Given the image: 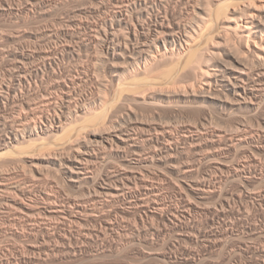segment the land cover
<instances>
[{"label":"bare ground","instance_id":"1","mask_svg":"<svg viewBox=\"0 0 264 264\" xmlns=\"http://www.w3.org/2000/svg\"><path fill=\"white\" fill-rule=\"evenodd\" d=\"M49 1L50 2L45 6V7L49 8V9H47L48 13L51 9L59 8V7L63 6L65 3V2L63 3L61 0H53V1L49 0ZM91 1H93V0H91ZM101 1H103V3L101 2L102 5L99 6L98 8H94V7H97L96 6L97 4L93 5V8H90L88 10L86 9V7L84 8L86 10L85 11L83 10L82 14H85L84 16L86 17L87 20H88V17L90 15H99L100 18H96L98 20L97 21L93 20L92 22L89 20L88 21L86 20L87 21L86 22L85 18H83L84 22L80 21V28H79L80 30L79 29L78 30L83 31L85 34L82 33L84 35L83 37L81 35H80V37L78 36L80 39L79 42L77 41L76 45L75 44L72 45V41L74 39L76 41V38H74L75 37L74 33L73 34L69 33V35L72 37V39L74 38L73 40H71V44L70 45L65 44V45H69L66 47L64 46L65 48H63L61 46L63 49L62 48L60 49L59 48L60 46L55 48V49L53 48L52 49L53 52L47 51L50 53L45 54L44 58H45L46 64H45V62H43L44 61L43 58H42L43 60L41 59L42 60L41 62H43V64H45L44 66L47 67V65H48L49 68H53L54 66L59 65L57 63L58 60H56V58H54L57 55L62 54L63 56H67L66 53H68V54H71L73 56H75V54L81 56L82 54H80V53L83 50L88 49V51H89V49H92V51L95 50L96 53H94L95 55H93L91 52V56L92 57L95 56V60L98 59V61L102 62V65L104 63L105 66L107 65L113 70L115 68H117L118 65L120 67L119 62H121V61H122L121 65H123V64L127 65L128 64V66L132 67L134 71L129 70V68L127 66L123 65L124 67H127L126 69L124 68L125 69L124 72H126V73L128 72L129 76H127L128 78L125 77L126 78V79L124 78L125 80L122 78L124 80V82L121 81L122 82L121 87H119L117 94L115 92L116 95H114L115 96L114 100H113L114 102L112 101L114 104L116 101L115 106L113 103H109V100H107V99H104L103 102L99 101V102H101L100 107L97 105L98 103H96V102L92 103L89 100H85V101L82 100L83 102H79L78 99H80L81 95L79 93H76L75 87H76V85H79V84H80L79 86H82L84 83H82V85H81V82H84V79H81V77L78 78L79 76L78 77L70 76L69 74L66 76L65 73H64V75H65L64 77H60L62 79V81L57 82V84L55 86L53 85L54 87L52 89V91H54V89H55L57 91H60L61 93H58V92L53 93L52 91H51L52 93H49V92L43 93L45 90L41 93H35V92L31 93V88H32V90H34L32 87L33 85H29V86L25 85V84H29L31 81L27 77L29 75L26 73V70L23 71L22 69H20V70L23 71L24 75L21 74V76H20V74H18L17 76H20L19 83L21 85H23V84L25 85V86L24 85L22 86L24 88L21 87L22 88L21 90L22 91H23V89H25V90L21 93H16V92L10 93L9 91H8V93H6V91H5V93H0V103L4 104V107L0 106V116L3 113L2 109L7 108L5 105L11 106V105H14L13 103H16V102H20V105H19V103H18V105L15 104V107L16 106L20 107L22 105L21 107H24L23 111L26 108L29 110L28 114L24 111L26 116L23 115L24 117L22 116L19 120H18V118L16 119V121L18 120L17 121L18 126H16V128L14 127V125L17 123H15L13 125V122H12V125H10L9 123L11 121L9 122L6 118L5 119L9 123L5 122L4 124H1V122H0V124H1V126H0V151L7 150L3 153H0V157L5 156V155L8 157L9 154H12V152H11L12 149H19L21 151V154H23V156L20 155L21 157H19V158H15V159L12 158L13 160L11 161V163H13V164L17 161H23L24 163H27L28 160L26 158L33 157L32 155H34V154H32L28 151L32 142L47 140L48 138L52 139V137H55L60 133H63V136H66L67 131H69L68 125L72 121L83 120L82 124L84 123L83 125L80 124V125H82V126H80L82 128L78 134H76L75 132L72 131L73 133H71V136H69V137L67 136L65 138V143L63 142L64 144L61 147L49 148L46 145V146L41 147V150L47 151V150L55 149L56 154L59 157L58 167H59L60 172L62 173V177L64 179L65 184H66V182H68L70 184L72 183V184L79 185V186H82V185L87 186L86 184L92 183L94 195L91 194L92 195L91 199L94 202L93 205H87L88 203H86L84 201L83 202H81V201L77 202V200L74 201L72 199H67L64 202L60 201L61 203L58 202V204H57L54 201L55 199L53 200V198L51 196H49V197H47V199L45 201L47 207H41L40 205H42V204L40 202H38V200H36L37 198L35 200H33L34 198L32 199L31 195H30L31 199L26 200L27 194H29V193H27V192L25 193V191H23V190L19 191L16 187H14L15 189L8 188V187H6L7 184L5 185V183L4 184L0 183V192L4 193V195H1V193H0V196H1L0 201H2L7 207H9L8 209L15 210V212H17L18 215L20 214L22 216H27L29 219V217L32 218L34 215H36L37 212H38L37 214H39L40 212H43L45 216L49 217V220H51L50 217L51 218H58V219L60 218L59 220L62 219L61 222L58 221V223L60 222L59 224L54 225L52 228H49L50 226L48 228H44L46 230L45 236H44V239L47 238V239H45L46 243H47V241L51 240L52 238L53 239L58 238L59 240L63 241L64 243L66 241L72 243V242H77L80 240L85 241L88 239H92V237L95 236L96 234H99V235L102 234V235L106 236L108 233L110 234L111 232L114 233L116 231L115 233H117L120 230L119 229L117 231V229L119 228L120 222H118L117 220H114L113 216H114V214H123L124 215L128 211H127V209H125L126 207L125 208L119 207V208H115L114 210H111L110 207H113L116 203H122V204L129 205L130 209L132 208L135 211V214L139 218L138 220L140 222H142V225H143V223H145V220L148 221V219L149 220L150 219H153V220L158 219L159 221H162L165 223L164 226L172 225L175 227H179L181 230H184V229H190V231L194 230L198 226L196 227L195 225H192V226L191 225H179V224H177L176 221L178 219H180L181 217L188 219L191 216V213H192L191 211H193L196 206L194 207V205L191 203V201L185 202L188 199L184 201L185 202L184 203L185 204L184 210H182L183 208L180 210V209H177V207L175 208L172 205H168V203H166L168 201L165 202V201H163L164 199H162L161 193L162 194H164V193L163 192L160 193V187L161 186L156 184L155 182H157L159 179H160V181L161 180L165 181V178H168V177L171 178L172 177L171 180H174V181L173 182L170 181V184H172V186L177 188L179 191H181V192L183 191L182 193L185 192V194L188 193L190 195H193L194 197H198L200 199H206L207 194L211 192V189L215 188L216 184L219 185V183H218L219 177H218V181H213L214 180L213 178H212L213 180L210 178H209L210 180L209 179L205 180V178H203L204 180L203 179L198 180L197 178L200 175H197V173H196L197 178H195V172H196L194 169L195 167L193 165H191V163H190L193 159L191 161H189L190 160L189 158H191L193 156V154L190 156L191 153H194V155H198L200 152H203V150L205 151V149H206V151H207V149H209L208 151H210V152H209V154L206 153V154H208L206 156L208 158H212V160H215V169L220 170L222 173H227L228 177H230L229 179L237 178L236 180H239V181H245L250 176H252L253 174L258 173L257 171H258V168H260V167L257 165L258 164L257 161L255 159H252V157L250 156L251 157L250 161L248 158L249 162L248 163L246 162L247 163L246 165L242 164V163H235L236 164L235 166H232L231 164L228 165V163H227L228 161L226 160L225 155H224L225 153H223V151L224 150H228V152H230L232 150L236 151L237 146L239 147L242 145H250L252 147V152H254L255 154H258V153L260 154L261 152L264 153V135L262 134L263 137L258 136L259 138L254 136V135H249V133H247L249 131V129L246 132L242 129L239 130L240 129L239 128L238 129L239 133H238V136L236 138H234V136L232 135L233 138L230 136L231 138L221 137L219 139H215L214 134H211V133L207 134L205 132L203 133V132H198V131L196 133H192V132H190L191 129L187 130V127H186V129L184 128L182 130H176L177 128L174 129V127L172 128V126L168 127V125L164 126L163 124H160V123H147V122H142V121L140 122L139 119H137V116H138V113L140 114L141 110H143L144 107L141 109H136V108H140L141 106H146V107L151 106V108L153 110L156 109L154 111H157V110L158 111L163 110V112L169 111L171 115H175L176 113L178 114L179 112L182 113V111H185L186 109L191 110L192 108H194V106H195L194 103L189 104L188 102L187 103L183 102V104H181V102L178 103L176 101L177 104H174V102L171 103V101L167 102L166 101L167 99L166 100L161 99L160 101L151 102V101H149L148 98H146L147 94L146 95L144 94L146 92L145 89L148 86V85H144L145 81L150 80V81H148L149 83H151V81H152L153 84H157L162 79H164V77H166V76L168 77V75L170 77L171 75H173L172 73L180 70L182 73L184 72L183 74L186 75L187 80H190L191 82H193L191 87H189L192 90L186 91L184 89L185 92H183V90H182V92H180L178 90V91H174L173 93H172V91H171V93H167L165 91L167 94H165V92L162 90L164 93L163 92L160 93L157 91L156 96H160V97L162 96V97H165L168 99L170 97H174V98L187 97V98H192L191 101H193V99L197 100V101L199 99H202L206 102L219 101L222 103V105L230 104L231 106H235V105L240 106V107L245 106V107H248V109H252L254 111L256 110V112L262 110L263 113L261 112V114L263 115L264 114V0H175V1H177L176 3H173L174 0H101ZM106 1H108V3ZM27 2H31V4H34L35 6L40 4L39 0H28ZM22 4H23V2H22ZM44 4H46V3H44ZM81 5H82V2H81ZM79 7H77V8H79ZM80 8H79V10H80ZM42 9H43V7H42ZM69 9H71V8H69ZM41 12L42 11H40V13ZM67 14H69V13H67ZM82 14H80V15H82ZM58 15H60V14H58ZM66 17L63 16V18H66ZM77 17H75V18H77ZM92 17H94V16H92ZM59 18L61 19V16ZM79 18H81V17H79ZM15 19H16V17H15ZM77 19H75V20H77ZM90 19H93V18L90 17ZM30 20H32V18ZM72 20L73 19H71V21ZM66 22H67V20H66ZM81 22H83V23H81ZM186 22H188V23H186ZM58 25H60V24H58ZM71 27L72 26H70V28ZM66 29H68V28H66ZM39 31H41V30H39ZM18 36H19V34H18ZM76 36H77V33H76ZM71 37H69V38H71ZM49 38H51V37H49ZM55 38H57V37H55ZM75 41H73V42H75ZM68 43H70V42H68ZM32 44H34V42ZM45 47H47V46H45ZM30 48H31V46H30ZM37 49H38V47H37ZM37 49L35 51H37ZM80 50H82V51H80ZM84 53H83V56H84ZM86 54L85 55L87 57H89L88 55L90 53L88 54L86 52ZM32 55H29V53L22 52L20 54L22 62H25L26 60H30L31 58H34L35 55L34 56H32ZM42 55H43V52H42ZM42 55H36V56H39V58H40V56H42ZM96 55L98 58H96ZM73 56H71V57H73ZM83 56H81V57H83ZM87 57H85V58H87ZM57 58L60 60L59 56ZM70 59H72V58H70ZM34 60H32V61L34 62ZM83 60H85V59H83ZM88 60H90V57ZM0 63H2V62H0ZM34 66H36V65H34ZM38 66L39 67H36L33 70V74L35 76H39L40 73L44 72L42 70H44L45 67L41 68L40 65H38ZM94 66H96V65H94ZM16 67H14V68H16ZM69 69H68V71H71ZM87 69H89V68L86 67V70ZM50 70L53 71L52 69H50ZM122 70H123V68H122ZM51 71L49 74H51ZM55 71H57V70H55ZM88 71H86V74ZM96 71H94V72H96ZM156 71H160L158 73L160 75V78L155 73ZM13 72H14V70H13ZM27 72L30 74L29 71H27ZM58 73L60 74L61 72H58ZM182 73H180V74H182ZM8 74H10V73H8ZM52 74H54V73L52 72ZM32 75H31V78L29 77L30 79H33L34 76H32ZM56 75H58V74H56ZM62 75H63V73H62ZM72 75H73V73H72ZM122 76H123V74H122ZM178 76H180V75H178ZM120 77L121 76L118 75V78H120ZM140 77L142 78V80L144 78L145 79L147 78V79L143 80L144 82L142 81V83H141ZM161 77H162V79H161ZM51 79H52V77H51ZM156 79H158L159 81H157ZM181 79H183V78H180V80ZM178 80H179V77H178ZM28 81H30V82H28ZM53 81H55V80H53ZM103 81H104V79H103ZM175 81L177 82V79ZM32 82H31V84H33ZM37 82H38V80H37ZM114 82L111 81L110 84L112 85V83H114ZM201 82H202V85L200 86ZM141 84H143L144 86L142 87ZM171 84H173V83H171ZM114 85H116V84H114ZM118 85H120V84H118ZM150 85H152V84H150ZM7 87H8V85H7ZM13 87H16V86H13ZM113 87L111 86V89ZM39 88L41 89V87H39ZM111 89H109V91L107 92V95H109V92H111ZM35 90H36V88H35ZM143 90H144V92H143ZM37 91L40 92L39 89ZM113 92H114V90H113ZM154 92H156V91H154ZM168 92H170V91H168ZM153 94H151V97H153L155 95V94L154 95ZM78 95H80V97H78ZM39 96H41V98L43 97V99H44L43 104L41 105L42 107L39 106L42 102L40 100V98H39V100L34 101V102L40 101L39 102L40 104H38V105H36V104L34 105V103L32 104V102H31L32 97L33 98L35 97V99H36ZM110 96H111V94H110ZM160 97H159V99H160ZM110 98L111 97H109V99ZM85 99H87V98H85ZM194 102L197 103L196 101H194ZM107 104H113L111 107V110L114 108L115 109L112 110V112L107 113V110H108V109L106 110V108L108 107ZM201 104H203V103H201ZM0 105H2V104H0ZM93 105L95 106V109H94L95 112L94 111L91 112V110H93V109H91ZM132 105H134V107ZM96 106H98V108ZM113 106H114V108H113ZM204 106H205V104L202 107H204ZM208 106H210V105H208ZM148 108L149 107H147L146 109L148 111H150L149 109H151V108H149V109ZM208 108H210V107H208ZM7 109H9V108H7ZM7 109H4V111ZM45 109L48 112H54L55 115H53V116L50 115L49 117H47V114L45 113ZM138 110H140V112H138ZM144 110H145V108H144ZM144 110H143V112H144ZM58 111L60 112V114ZM193 111L194 110H192V112ZM195 111H196V109H195ZM204 111H205V114L203 113ZM145 113H146V111H145ZM202 113L207 118V114L209 112L206 113V108L202 111ZM148 114H149V112H148ZM183 114H186V113H183ZM4 115H5V113H4ZM196 115H199V114H196ZM143 116H146V115H143ZM157 116H155V117L157 119H159ZM258 116H260V114ZM2 117H3V115H2ZM189 117H191V116H189ZM194 117H196L195 114H194ZM205 117H203V119ZM212 117H214V116L212 115ZM160 118H162V116ZM171 118H169V119L171 120ZM38 119H40V120H38ZM73 119H75V120H73ZM126 119H129V120L126 121ZM209 119L207 121H209ZM161 120H163V119H161ZM191 120L193 121V119H191ZM204 120H206V119H204ZM226 120H227V118H226ZM232 120H229V121H232ZM251 120H252V117H251ZM3 121H5V120H2V123H3ZM37 121L38 122L41 121L43 124H41V126H40V125H38ZM173 121L174 120H172V122H170V123L172 124ZM234 121H238V120H234ZM258 121H260V120H258ZM263 121H264V117H263ZM251 122L253 123V121H251ZM167 123H169V122H167ZM258 123H261V122H258ZM178 124H176V125L178 126ZM208 124H210V123H208ZM232 124H231V126H232ZM241 124H243V123H241ZM258 125H260V124H258ZM199 126L200 125H198V127ZM207 126H209V125H207ZM234 127H235V125H234ZM236 127H238V126L236 125ZM84 129L86 130V132H84ZM82 130H83L85 135L83 134V132L81 133ZM226 130H227V128H226ZM261 130H263V129H261ZM74 133H75V135H74L75 138H74V136H72V134H74ZM82 134L84 136H82ZM226 134H228V133H226ZM234 135H235V133H234ZM71 137L73 138V140L71 142H68L66 139L71 138ZM257 140L261 141V143H260V145L262 144L261 146L255 145ZM22 145H29V146L19 148V146H22ZM258 145H259V142H258ZM46 151H45V153H46ZM240 154H242V153L240 152ZM255 154H253V155L256 156ZM38 155H41V154H38ZM204 155H205V153H204ZM9 156H10V158L12 157L11 155H9ZM114 156H116L119 159L121 165L118 161H116V162L119 163L120 167L122 166L121 167L122 169L119 167L115 171H112L109 169V171H111L110 173H108L109 171L106 169L107 172H105V173L107 175L103 176L102 179L99 178L97 176L98 174H96L98 171L97 169H98L99 162L102 159H105L107 157H114ZM52 157H53V155H52ZM228 158H230V157H228ZM260 158L258 157V160ZM31 159L34 160L35 158H31ZM199 159L200 158H198V160ZM3 160H5V159H3ZM33 160H30V162H31L30 166L32 167V169H34L33 172H35V174L36 173L38 174L41 171L37 167L38 165ZM195 161H197V160L195 159L193 164L195 163ZM103 162H104V160H103ZM103 162L101 161V163H103ZM112 162H109V164ZM115 164L116 163H114V165ZM260 164H261V162H260ZM104 166L107 167L108 165H104ZM115 166H117V164ZM262 166H264V165H262ZM154 169H156V170L159 169V171H161V172L158 173L156 170L154 171ZM106 170L104 169V171H106ZM6 173H8V172H6ZM222 173H221V175H222ZM8 174H10V173H8ZM103 175H104V172H103ZM167 175H169V176L167 177ZM155 176L158 178V180L155 179ZM226 180H228V179H226ZM254 180H256V179H254ZM256 181H258V180H256ZM61 182L64 183L62 181V179H61ZM167 182H169V180H167ZM162 183H165V182H162ZM162 183H159V184H162ZM246 185H247V183H246ZM90 187L92 188V186H90ZM219 187H222V186H219ZM235 188H236V186H235ZM243 191H244V189H243ZM88 192L90 193V192H92V190L88 191ZM166 192H167V190H166ZM212 194H214V192ZM190 195H188L187 197H191ZM180 196H181V194H180ZM84 197H86V196H84ZM84 197H83V199H84ZM165 197H166V195H165ZM176 197H177V195H176ZM181 197H183V195ZM182 200H184V199H182ZM191 200H193V199H191ZM257 200H258V198H257ZM92 201H89V202H92ZM171 201L173 202V200H171ZM226 201H228V200H226ZM241 201L242 200L240 199V202ZM240 202H238V203H240ZM261 202L264 203V200H261ZM228 203L230 204V202H228ZM241 203H243V201ZM43 204H45V203H43ZM247 206L248 205H246V207ZM213 207H214V205H213ZM105 208H107V209L109 208L111 211H108L109 210L108 209V210H106L107 211L106 213H102V211ZM215 208H217V207H215ZM234 208H236V207H234ZM235 210H237V209H235ZM229 211H230V209L227 212H229ZM240 212H242V211H240ZM214 213H215V211H214ZM225 213H226V210H225ZM231 213H233V212H231ZM97 214H99V215H97ZM210 214H212V213H210ZM217 214H215V215H217ZM248 214H250V213L248 212ZM22 218H24V217H22ZM40 218H42V217L40 216ZM126 218H128V217H126ZM130 218H132V217H130ZM225 218H226V216H225ZM234 218H232V219H234ZM243 218H245V217H243ZM45 219H47V218L45 217ZM129 219H127V220H129ZM247 219H249V218H247ZM206 220H207V218H206ZM257 220H259V219H257ZM235 221H236V219H235ZM235 221H233L232 224H234ZM198 222H200V220ZM55 223H56V221H55ZM122 223H124V222H122ZM135 223H137V221ZM206 223H208V221ZM155 224L156 223H154L153 225H155ZM180 224H181V222H180ZM255 225H258V224L255 223ZM46 226H48V225H46ZM90 226H93V227L95 226L94 227L95 229H93ZM97 226H100L99 230L96 228ZM147 226H149V225H147ZM223 226H224V224H223ZM144 227H145L144 229L147 230L146 226H144ZM217 227H218V225H217ZM82 228H84V229H82ZM147 228L149 229V227H147ZM144 229H142V230H144ZM41 230L42 229H40V231ZM50 231H52V232H50ZM154 231L157 232L158 230L154 229ZM160 231H161V229H160ZM226 231H229V230H226ZM115 233H114V235H115ZM160 234L161 233H159L158 235H160ZM214 234H215V232H214ZM155 235H156V233H155ZM179 235H182V234H179ZM128 236H127V238H128ZM130 237L132 238V235ZM195 237H197V239H198L199 236L197 235ZM133 238H134V236H133ZM170 238H171V236H170ZM135 239H136V237H135ZM181 240H183V239H181ZM221 240L223 241V239H221ZM121 241H123V239ZM177 241H179V240H177ZM183 242H184V240H183ZM193 242H194V240H193ZM92 243H93V241H92ZM48 244H50V243H48ZM120 244H122V243H120ZM157 244H158V242H157ZM227 244H228V242H227ZM43 245H45V244H43ZM84 246H85V244H84ZM110 246H111V244H110ZM232 246H234V245H232ZM50 247H51V245H50ZM57 247H58V245H57ZM60 247H61V245H60ZM68 247H69V245H68ZM137 247H138V245H137ZM186 247H188V245ZM229 247H230V245H229ZM240 247H242V246H240ZM247 247H249V245ZM72 248H74V247H72ZM109 248H108V250H109ZM150 248H152V247H150ZM169 250H170V248H169ZM231 250L233 251V249H231ZM194 251H196V250H194ZM232 251H231V254H232ZM148 253H151V252L149 251ZM75 254H76V251H75ZM124 254H126V253H124ZM132 254H133V252H132ZM222 255H224V254H222ZM168 257H166L165 259L168 260L169 259ZM209 257H210V255H209ZM222 257H224V256H222ZM226 258H227V256H226ZM48 259H49V257H48ZM157 260H158V258H157ZM217 261H215V262H217ZM220 261L222 262V260H220ZM234 261H236V260H234ZM192 262H194V261L192 260ZM253 262H255V261H253ZM165 263H166V261H165Z\"/></svg>","mask_w":264,"mask_h":264},{"label":"rangeland","instance_id":"2","mask_svg":"<svg viewBox=\"0 0 264 264\" xmlns=\"http://www.w3.org/2000/svg\"><path fill=\"white\" fill-rule=\"evenodd\" d=\"M11 1V2H10ZM28 0H0V93H8V91L10 93H21L23 92L25 89H23V91L21 90L23 85H21L19 83V79L21 74L24 75L23 71L26 70V73L29 75L27 76L28 79L33 83L31 84L30 82L29 84H25L26 86L29 85H33V89L31 88V93L35 92V93H41L44 91L43 93H61L60 91H57L54 89V91H52L53 87L57 84V82L62 81V79L60 77H64V73L66 74V76L69 74L70 76H75L81 79H84V83L82 86L76 85V93H79L81 95H78V97H80V99H78L79 102H83L82 100H89L90 102H96L98 103L97 105L100 107L101 106V102H103L104 99L109 100V103H113L114 101V95L117 94L119 87H121L122 82H124V80L126 78H128V72H124V70L128 67L129 70H133L132 67L123 64L121 65L120 63V67L119 65L117 66V68H115L114 70L111 69L109 66H105V64L102 62L95 60V56L92 57L91 56V52L93 55H95L94 53H96V51H92V49H85V50H80L82 51L80 54H82L81 56L87 57L86 52L89 54V57L85 58L84 56L81 57L80 55L75 54V56L66 53L67 56H63L61 55H57L54 58H56V60H58V64L54 66L53 68L57 71H55L53 68H49V66L47 65L44 66L46 64L45 61V54L50 53L47 51H52L53 52V48H57L59 47L60 49L63 47L65 48L66 46H69L71 44V40H73L74 38H76L72 41V45H76L77 41L79 42V37L80 35L83 37L84 35L82 33H84L83 31H79L80 29V21L84 22L87 20L86 17L84 16L85 14L83 13V10L85 11L86 9H90L93 8V5H96L97 7L94 8H98L99 6L102 5L103 1L101 0H61L64 5L59 7V8H54L51 9L49 11V13L47 12V9H49L48 7H45L50 1L49 0H39L38 5H34L31 4V2H27ZM53 1V0H52ZM74 3H73V2ZM84 1V2H83ZM89 1V2H88ZM95 1V2H94ZM19 2V3H18ZM23 2V4H22ZM69 2V3H68ZM79 2V3H78ZM82 2V5H81ZM88 2V3H87ZM97 2V3H96ZM102 2V3H101ZM108 3V1H106ZM177 1H173V3H176ZM46 3V4H44ZM78 3V4H77ZM94 3V4H93ZM42 4V5H41ZM84 4V5H83ZM106 4V3H105ZM5 5V6H4ZM34 5V6H33ZM41 5V6H40ZM76 5V6H75ZM86 5V6H85ZM10 6V7H9ZM81 8H80V7ZM14 7V8H13ZM31 9H30V8ZM43 7V9H42ZM71 9H69V8ZM76 7V8H75ZM79 7V8H77ZM86 7V9H84ZM89 7V8H88ZM76 10H75V9ZM17 9V10H16ZM29 9V10H28ZM42 9V10H41ZM46 9V10H45ZM78 9V10H77ZM32 10V11H31ZM46 12H45V11ZM56 10V11H55ZM35 11V12H34ZM40 11H42L40 13ZM68 11V12H67ZM72 11V12H71ZM81 11V12H80ZM39 12V13H38ZM71 12V13H70ZM37 13V14H36ZM69 13V14H67ZM17 14V15H16ZM27 14V15H26ZM57 14V15H56ZM60 14V15H58ZM82 14V15H80ZM14 15V16H13ZM7 16V17H6ZM19 16V17H18ZM46 16V17H45ZM58 16V17H57ZM61 16V19L59 18ZM66 17V18H63ZM78 16V17H77ZM87 16V15H86ZM94 16V17H92ZM98 16V17H97ZM12 17V18H11ZM16 17V19H15ZM77 17V18H75ZM81 17V18H79ZM93 18V19H90ZM9 18V19H8ZM19 18V19H18ZM24 18V19H23ZM32 18V20H30ZM51 18V19H50ZM55 18V19H54ZM96 18H100L99 15H90L88 17L89 21H93V20H98ZM70 19V20H69ZM71 19H73L71 21ZM77 19V20H75ZM26 20V21H25ZM67 20V22H66ZM75 20V21H74ZM87 20V21H88ZM20 21V22H19ZM29 21V22H28ZM36 21V22H35ZM69 21V22H68ZM86 21V22H87ZM34 22V23H33ZM57 24H56V23ZM81 22V23H83ZM4 23V24H3ZM41 23V24H40ZM56 25H55V24ZM62 23V24H61ZM188 23V22H186ZM31 24V25H30ZM34 24V25H33ZM46 24V25H45ZM60 24V25H58ZM21 25V26H20ZM58 25V26H57ZM63 25V26H62ZM57 26V27H56ZM65 26V27H64ZM68 26V27H67ZM70 26H72L70 28ZM76 27V28H75ZM41 28V29H40ZM44 28V29H43ZM65 28V29H64ZM68 28V29H66ZM74 28V29H73ZM38 29V30H37ZM76 29V30H75ZM79 29V30H78ZM41 30V31H39ZM45 30V31H44ZM47 30V31H46ZM72 31V32H71ZM79 31V32H78ZM38 33V34H37ZM41 33V34H40ZM46 33V34H45ZM70 34H75V37L72 39V37L69 35ZM77 33V36H76ZM79 33V34H78ZM81 33V34H80ZM19 34V36H18ZM32 34V35H31ZM85 34V33H84ZM31 35V36H30ZM66 35V36H65ZM23 36V37H22ZM25 36V37H24ZM79 36V37H78ZM51 37V38H49ZM57 37V38H55ZM64 37V38H63ZM68 37V38H67ZM71 37V38H69ZM39 38V39H38ZM45 38V39H44ZM59 38V39H58ZM66 38V39H65ZM78 38V39H77ZM25 39V40H24ZM4 40V41H3ZM12 40V41H11ZM31 40V41H30ZM36 40V41H35ZM40 40V41H39ZM30 41V42H29ZM57 41V42H56ZM67 41V42H66ZM14 42V43H13ZM34 42V44H32ZM70 42V43H68ZM60 44V45H59ZM65 44H69V45H65ZM57 45V46H56ZM31 46V48H30ZM47 46V47H45ZM56 46V47H55ZM62 46V47H61ZM65 46V47H64ZM38 47V49H37ZM34 48V49H33ZM47 48V49H46ZM62 48V49H63ZM214 48V47H213ZM225 48V47H224ZM37 49V51H35ZM4 50V51H3ZM24 50V51H23ZM44 50V51H43ZM39 51V52H38ZM43 55H42V52ZM46 51V52H45ZM22 52L25 53H29V55L34 56V58H31L30 60H26L25 62H22L20 54ZM45 52V53H44ZM20 53V54H19ZM86 54V55H85ZM36 55H42L40 56H36ZM65 55V54H64ZM73 57H71V56ZM59 56L60 60L57 58ZM62 56V57H61ZM70 56V57H69ZM77 56V57H76ZM92 57V58H91ZM36 58V59H35ZM45 62V64H43V62H41L43 59ZM72 58V59H70ZM85 60H83V59ZM96 58L97 55H96ZM35 59V60H34ZM38 59V60H37ZM42 59V60H41ZM70 59V60H69ZM34 60V62L32 61ZM62 60V61H61ZM95 60V61H94ZM37 61V62H36ZM91 63H90V62ZM94 61V62H93ZM15 62V63H14ZM73 62V63H72ZM99 62V63H98ZM14 63V64H13ZM40 63V64H39ZM84 63V64H83ZM88 63V64H87ZM62 64V65H61ZM90 64V65H89ZM93 64V65H92ZM36 65V66H34ZM38 65H40L41 68H44L43 73H40L39 76H35L33 74V70L36 67H39ZM81 67H80V66ZM83 65V66H82ZM96 65V66H94ZM17 66V67H16ZM58 66V67H57ZM79 66V67H78ZM94 66V67H93ZM102 68H101V67ZM123 66V67H122ZM16 67V68H14ZM22 67V68H21ZM24 67V68H23ZM56 67V68H55ZM60 67V68H59ZM66 67V68H65ZM84 67V68H83ZM86 67L89 68L86 70ZM110 69H109V68ZM62 68V69H61ZM65 70H64V69ZM70 68V69H69ZM82 68V69H81ZM123 68V70H122ZM125 68V69H124ZM20 69H22L23 71H21ZM46 69V70H45ZM50 69H52L53 71H51ZM71 70V71H68ZM91 69V70H90ZM14 70V72H13ZM16 70V71H15ZM20 70V71H19ZM51 71V74L50 71ZM85 72H84V71ZM89 70V71H88ZM97 70V71H96ZM128 70V69H127ZM8 71V72H7ZM18 71V72H17ZM29 71L30 74L27 72ZM63 71V72H62ZM66 71V72H65ZM83 71V72H82ZM86 71L87 74H86ZM91 71V72H90ZM96 71V72H94ZM134 71V70H133ZM20 72V73H19ZM52 72L54 74H52ZM58 72H61L60 74ZM114 72V73H113ZM160 71H156L155 73L157 74V76L160 78V75L158 74ZM182 73L180 70L172 73L173 75H171L169 77L166 76L164 77V79H162L161 77V81L157 84H153L152 81L151 83H149L148 81H145L144 85H148L145 89V95L146 98L149 99V101L151 102H155V101H160L162 100H166L167 102H170L174 104H177L181 102V104L184 103H189V104H193L194 103V108H192L191 110H185L179 112L178 114L176 113L175 115H171L169 111H164L160 110V111H154L156 109H152L151 106H147L151 109H149L150 111H148L146 108V106H141L140 108H136V109H141L143 108V110H138V112H140V114L138 113L137 119H139V121L141 122H147V123H160L165 125H168V127L172 126V128L174 127V129L176 130H182V129H186L190 130V132L192 133H196L198 132H205L207 134H214L215 139H219L221 137H227V138H231L232 135L234 136V138H236L238 136V129L239 130H244V131H249L247 133H249V135H254L256 137L258 136H262L264 135V121H263V117L264 114L262 115L261 112L262 110L256 112V110H252V109H248V107L245 106H231L230 104H225L222 105L221 102L219 101H215V102H206L202 99L197 100H192V98H187V97H182V98H174V97H170L165 98V97H160V96H156L157 91L158 92H167V93H172L174 91H180L185 92L186 91H190L192 89H190L189 87H191L192 83L190 80H187L186 75L185 74H180ZM6 73V74H5ZM10 73V74H8ZM33 75H32V74ZM58 75H56V74ZM63 73V75H62ZM73 73V75H72ZM123 76H122V74ZM125 73V74H124ZM154 73V74H155ZM18 74H20V76H17ZM91 74V75H90ZM121 76L120 78H118V75ZM31 75L34 76L33 79L31 78ZM50 75V76H49ZM61 75V76H60ZM116 75V76H115ZM180 75V76H178ZM92 76V77H91ZM116 78H115V77ZM176 76V77H175ZM184 76V77H183ZM15 79H14V78ZM30 77V78H29ZM52 77V79H51ZM84 77V78H83ZM89 77V78H88ZM91 77V78H90ZM106 77V78H105ZM113 77V78H112ZM126 77V78H125ZM145 77V76H144ZM180 78L181 79L180 81ZM12 78V79H11ZM124 80H123V79ZM141 78V77H140ZM169 78V79H168ZM174 78V79H173ZM58 79V80H57ZM104 79V81H103ZM113 79V80H112ZM118 79V80H117ZM122 79V80H121ZM147 79V78H146ZM145 78L143 80H146ZM166 79V80H165ZM174 81H173V80ZM177 79V82L175 81ZM38 80V82H37ZM55 80V81H53ZM87 80V81H86ZM101 80V81H100ZM116 80V81H115ZM142 78H141V83H142ZM157 81H159L158 79H156ZM186 80V81H185ZM83 81V80H82ZM111 81H115L114 83H112V85L110 84ZM180 83H179V82ZM55 82V83H54ZM99 82V83H98ZM104 82V83H103ZM144 82V81H143ZM11 83V84H10ZM170 83V84H169ZM173 83V84H171ZM175 83V84H174ZM116 84V85H114ZM120 84V85H118ZM152 84V85H150ZM178 84V85H177ZM8 85V87H7ZM24 85V86H25ZM54 85V86H53ZM100 85V86H99ZM110 85V86H109ZM118 85V86H117ZM143 84H141V86H144ZM189 85V86H188ZM202 85V82L200 84V86ZM16 86V87H13ZM20 86V87H19ZM50 86V87H49ZM109 86V87H108ZM111 86L114 88H112L114 90L111 89ZM22 87V88H21ZM41 87V89L39 88ZM185 87V88H184ZM187 87V88H186ZM10 90H9V89ZM36 88V90H35ZM44 88V89H43ZM81 88V89H80ZM150 88V89H149ZM159 88V89H158ZM19 89V90H18ZM39 89L40 92H38L37 90ZM48 89V90H47ZM50 89V90H49ZM109 89H111V92H109V95H107V92L109 91ZM149 89V90H148ZM185 89V90H184ZM14 90V91H13ZM163 90V91H162ZM18 91V92H17ZM52 91V92H51ZM56 91V92H55ZM148 91V92H147ZM156 91V92H154ZM170 91V92H168ZM116 92V94H115ZM144 92V90H143ZM142 92V93H143ZM163 92V93H164ZM165 92V94H167ZM155 95H154V94ZM111 94V96H110ZM149 94V95H148ZM151 94H153L154 96L151 97ZM84 95V96H83ZM93 95V96H92ZM106 95V96H105ZM144 95V96H145ZM113 96V97H112ZM148 96V97H147ZM150 96V97H149ZM77 97V98H78ZM84 97V98H83ZM109 97H111L109 99ZM157 97V98H156ZM160 97V99H159ZM40 100L42 101L41 104L39 102H34L36 100ZM82 98V99H81ZM87 98V99H85ZM98 98V99H97ZM154 98V99H153ZM187 98V99H186ZM43 97L41 98V96L37 97L35 99V97L31 98V102L32 104L34 103V105H38L42 107L41 105L43 104L44 99ZM94 99V100H93ZM151 99V100H150ZM153 99V100H152ZM169 100V101H168ZM173 100V101H172ZM88 101V102H89ZM101 101V102H99ZM113 101V102H112ZM177 101V102H176ZM194 101H196L197 103H195ZM204 101V102H203ZM20 105V102H16L13 103L14 105H5L7 109L1 114L0 116V122L1 124H4L5 122L9 123L10 121V125H13L16 128V126H18V120L26 114L25 112L28 114L29 110L26 108L23 111L24 107H15L16 105ZM203 103V104H201ZM211 103V104H210ZM2 105V107H4L3 103H0ZM114 104V103H113ZM113 104H107V113L108 112H112V110H114V106L116 105V101L115 104L113 106L114 109L111 110V107ZM205 104L204 107H202ZM199 107H198V106ZM210 105V106H208ZM14 106V107H13ZM98 106H96L98 108ZM110 106V107H109ZM134 107V105H132ZM213 106V107H212ZM12 109H11V108ZM210 107V108H208ZM21 108V109H20ZM198 108V109H197ZM206 108V113L207 114V118L205 117V111L202 113V111ZM214 108V109H213ZM93 109V110H91ZM91 112L94 111L95 106L93 105L91 108ZM196 109V111H195ZM201 109V110H200ZM203 109V110H202ZM209 109V110H208ZM28 112H27V111ZM110 110V111H109ZM192 110H194L192 112ZM208 110V111H207ZM11 111V112H10ZM15 111V112H14ZM146 111V113H145ZM190 111V112H189ZM201 111V112H200ZM7 112V113H6ZM22 112V113H21ZM24 112V113H23ZM59 112V111H58ZM95 112V111H94ZM149 112V114H148ZM153 112V113H152ZM5 113V115H4ZM9 113V114H8ZM45 113L47 114V117H49L50 115L53 116L55 115L54 112H48L45 109ZM54 113V114H53ZM164 115H163V114ZM186 113V114H183ZM202 113V114H201ZM258 113V114H257ZM263 113V112H262ZM7 114V115H6ZM13 114V115H12ZM45 114V115H46ZM60 114V112H59ZM156 114V115H155ZM183 114V115H182ZM194 114L196 117H194ZM199 114V115H196ZM211 114V115H210ZM220 114V115H219ZM247 114V115H246ZM254 114V115H253ZM260 114V116H258ZM3 115V117H2ZM20 115V116H19ZM140 115V116H139ZM146 115V116H143ZM152 115V116H151ZM158 115V116H157ZM182 115V116H181ZM212 115L214 117H212ZM229 115V116H228ZM240 115V116H239ZM6 116V117H5ZM9 116V117H8ZM14 116V117H13ZM155 116H157L159 119H157ZM162 116V118H160ZM181 116V117H180ZM191 116V117H189ZM200 118H199V117ZM222 116V117H221ZM249 116V117H248ZM263 116V117H262ZM24 117V116H23ZM173 119H172V118ZM194 117V118H193ZM198 117V118H197ZM202 117V118H201ZM203 117H205L204 120ZM252 117V120H251ZM254 117V118H253ZM259 117V118H258ZM262 117V118H261ZM3 118V119H2ZM9 121H7L6 119ZM18 118V120L16 121V119ZM171 118V120L169 119ZM179 118V119H178ZM210 118V119H209ZM227 118V120H226ZM241 118V119H240ZM12 119V120H11ZM15 119V120H14ZM163 119V120H161ZM177 119V120H176ZM193 119V121L191 120ZM196 121H195V120ZM209 119V121H207ZM233 119V120H232ZM2 120L3 121L2 123ZM40 120V119H38ZM42 120V119H41ZM44 120V119H43ZM75 120V119H73ZM129 119H126V121ZM173 123L171 124L170 122ZM198 120V121H197ZM202 120V121H201ZM211 120V121H210ZM232 120V121H229ZM234 120H238V121H234ZM241 120V121H240ZM250 120V121H249ZM260 120V121H258ZM16 121V122H15ZM78 121V122H77ZM77 121H72L69 125H68V130L66 133V136H63V133L58 134L55 137L48 138L47 140H41V141H36V142H32V144L30 145V148L28 149V151L34 155H32L33 157L30 158H26L28 160L27 163H24L23 161H17L14 164L11 163V161L15 158H19L21 156H23V154H21V151L19 149H12V157L10 158V156L8 155V157L2 156L0 157V183L5 185L7 184L6 187L11 188V189H15L14 187H16L19 191L23 190L25 191V193H29L27 194L26 200L32 199L38 200V202H40L42 205H40L41 207H47L46 206V199L47 197L51 196L53 198V200L58 204V202H64L67 199H72L74 201L77 200V202H86L88 203L87 205H93L94 202L91 199V196L94 195V190H93V185L92 183L90 184H86L79 186V185H75V184H70L68 182H64V179L62 177V173L59 170L58 167V161H59V157L56 154L55 149L52 150H41V147L46 146L49 148H59L61 147L64 143H65V138L68 136H71V133L75 132L76 134L79 133V131L81 130L83 124L82 121L83 120H77ZM156 121V122H155ZM160 121V122H159ZM163 121V122H162ZM166 121V122H165ZM246 121V122H245ZM253 121V123L251 122ZM261 123H258V122ZM41 122V121H40ZM37 121L38 125L41 126V124H43L42 122L40 123ZM169 122V123H167ZM195 122V123H194ZM239 122V123H238ZM255 122V123H254ZM166 123V124H165ZM179 123V124H178ZM193 123V124H192ZM199 123V124H198ZM210 123V124H208ZM233 123V124H232ZM237 123V124H236ZM243 123V124H241ZM0 124V126H1ZM82 124V125H80ZM178 124V126L176 125ZM181 124V125H180ZM192 124V125H191ZM232 124V126H231ZM260 124V125H258ZM198 125H200L198 127ZM209 125V126H207ZM235 125V127H234ZM236 125L238 127H236ZM177 126V127H176ZM194 126V127H193ZM76 127V128H75ZM180 127V128H179ZM196 127V128H195ZM205 127V128H204ZM224 127V128H223ZM244 127V128H243ZM247 127V128H246ZM261 127V128H260ZM189 128V129H188ZM193 128V129H192ZM227 128V130H226ZM73 129V130H72ZM251 129V130H250ZM259 129V130H258ZM263 129V130H261ZM215 130V131H214ZM73 131V132H72ZM225 131V132H224ZM229 131V132H228ZM238 131V132H237ZM257 131V132H256ZM262 131V132H261ZM70 132V133H69ZM83 132V130L81 131V133ZM84 132H86V130L84 129ZM83 132V134H84ZM72 134V136L75 135ZM228 133V134H226ZM235 133V135H234ZM237 133V134H236ZM251 133V134H250ZM258 133V134H257ZM82 134V136H84ZM216 134V135H215ZM263 134V135H262ZM231 136V137H230ZM75 138V136H74ZM233 138V137H232ZM259 138V137H258ZM257 138V139H258ZM59 140V141H58ZM68 142H71L73 140V138H67L66 139ZM259 140V139H258ZM255 143L256 146H261L260 143L261 141H258ZM64 142V143H63ZM259 142V145H258ZM45 143V144H44ZM41 144V145H40ZM54 144V145H53ZM56 144V145H55ZM50 145V146H49ZM25 146H29V145H22L19 146L20 147H25ZM243 149V150H242ZM40 150V151H39ZM209 149H205V151L203 150V152H200L198 155H194V153H191L190 156L193 154V156L191 158H189L188 160L192 161L190 162L191 165H193L195 168V178H197V175H200L197 179H212L213 181H218V177H219V185L216 184L215 188L211 189V192L207 194L206 199H200L198 197H194L193 195L185 194L182 193L181 191H179L177 188H175L174 186H172V184H170V181H174L171 180L170 177H168L169 175H167V177L169 178H165L164 180L160 179L158 180V178L155 176V179H157L155 182L156 184L160 185V193L163 192L164 194L161 193L162 195V199H164L163 201H168L166 203H168V205H172L173 207H177V209H182L184 210V206H185V202H190L194 205L195 209L193 211H191V216L187 219L184 217H181L180 219H178L176 222L179 225H195L196 227L200 226L199 228L197 227L194 230L190 229H184L181 230L179 227H175L172 225H168V226H164L165 223L162 221H159L158 219H148L145 220V223L140 222L137 217V215L135 214V211L131 208L129 205L126 204H122V203H116L113 207H110L111 210H114L115 208H125L127 209V213L126 214H114L113 219L117 220L118 222H120L119 228L117 229V233H108L106 236L102 235V234H96L95 236L92 237V239H88V240H80L77 242H63L61 240H59L58 238H52L51 240L47 241V243L45 242L47 238L44 239L45 236V229L44 228H52L54 225L59 224L61 220H59L58 218H51V220H49L48 216H45L43 212H40L39 214L36 213V215H34L32 218L27 216H22V215H18L17 212H15V210L13 209H8L9 207H7L2 201H0V264H264V203L261 202V200H264V153L261 152L260 154H255L254 152H252V147L250 145H242V146H237L236 151L232 150L230 152H228V150H224L223 153H225V158L228 165L231 164L232 166H235V163H242V164H247L250 161V158L252 157V159H255L257 161V165L260 167L258 168V173L253 174L252 176H250L247 180L245 181H239L236 180L237 178H231L228 177L227 173H222L220 170H216L215 169V160H212V158H208L206 155L209 154L210 151H208ZM7 150H3L0 151V153H3ZM46 151V153H45ZM247 151V152H246ZM10 152V153H11ZM52 152V153H51ZM240 152L242 154H240ZM205 153V155H204ZM208 153V154H206ZM228 153V154H227ZM230 153V154H229ZM237 153V154H236ZM41 154V155H38ZM43 154V155H42ZM201 154V155H200ZM203 154V155H202ZM235 154V155H234ZM253 154H255L256 156H254ZM21 155V156H20ZM47 155V156H46ZM53 155V157H52ZM228 155V156H227ZM18 156V157H17ZM49 156V157H48ZM201 156V157H200ZM227 156V157H226ZM233 156V157H232ZM249 156V157H248ZM251 156V157H250ZM255 158H254V157ZM37 157V158H36ZM52 157V158H51ZM115 157V158H114ZM114 157H107L105 159H102L101 161L104 162L101 163V161L99 162L98 165V171L96 174H98L97 176L99 178H103V176L107 175L105 172H107V170L109 171H115L117 170V168H121L120 165V161L119 159L114 156ZM197 157V158H196ZM230 157V158H228ZM240 159H238V158ZM258 157L260 158L258 160ZM9 158V159H8ZM13 158V159H12ZM31 158H35L34 160ZM197 161H195V163L193 164L195 159ZM198 158H200L198 160ZM204 158V159H203ZM249 158V161H248ZM257 158V159H256ZM263 158V159H262ZM5 159V160H3ZM52 159V160H51ZM57 159V160H56ZM262 159V160H261ZM30 160H33L38 166V168L40 169V173H36L33 172L34 169H32V167L30 166ZM50 160V161H49ZM115 160V161H114ZM202 160V161H201ZM244 160V161H243ZM247 160V161H246ZM261 160V161H260ZM108 163H107V162ZM113 161V162H112ZM118 161V162H116ZM206 161V162H205ZM243 161V162H242ZM109 162H112L109 164ZM201 162V163H200ZM212 162V163H211ZM245 162V163H244ZM247 162V163H246ZM261 162V164H260ZM263 162V163H262ZM105 163V164H104ZM107 163V164H106ZM114 163L117 164V166L114 165ZM233 163V164H232ZM13 164V165H12ZM102 164V165H101ZM108 165L107 167H105L104 165ZM210 166H209V165ZM198 165V166H197ZM105 168H104V167ZM110 166V167H109ZM115 166V167H114ZM197 166V167H196ZM101 169H100V168ZM214 167V168H213ZM202 168V169H201ZM204 168V169H203ZM263 168V169H262ZM103 169V170H102ZM104 169L106 171H104ZM122 169V168H121ZM214 169V170H213ZM260 169V170H259ZM262 169V170H261ZM156 169H154L155 171ZM208 170V171H207ZM59 171V172H58ZM153 171V172H154ZM158 173H160L161 171H159V169L156 170ZM211 171V172H210ZM213 171V172H212ZM262 171V172H261ZM10 174H8V173ZM100 172V173H99ZM104 172V175H103ZM111 171H109L108 173H110ZM165 172V171H164ZM260 172V173H259ZM209 173V174H208ZM222 173V175H221ZM8 174V175H7ZM207 174V175H206ZM100 175V176H99ZM216 175V176H215ZM222 177H220V176ZM227 176V177H226ZM217 177V178H216ZM255 177V178H254ZM11 178V179H10ZM105 178V177H104ZM224 178V179H223ZM258 178V179H257ZM260 178V179H259ZM262 178V179H261ZM10 179V180H9ZM61 179L64 183L61 182ZM209 179V180H210ZM222 179V180H221ZM228 179V180H226ZM258 181H256V180ZM167 180H169V182H167ZM204 180V179H203ZM208 180V181H209ZM211 180V181H212ZM249 180V181H248ZM162 184H159V183ZM227 182V183H226ZM237 182V183H236ZM68 183V184H67ZM221 183V184H220ZM224 183V184H223ZM226 183V184H225ZM247 183V185H246ZM253 183V184H252ZM249 184V185H248ZM16 185V186H15ZM163 185V186H162ZM174 185V184H173ZM226 185V186H225ZM242 185V186H241ZM244 185V186H243ZM85 186V187H84ZM89 186V187H88ZM92 186V188L90 187ZM222 186V187H219ZM236 186V188H235ZM219 187V188H218ZM89 188V189H88ZM91 188V189H90ZM222 188V189H221ZM25 189V190H24ZM171 189V190H170ZM244 189V191H243ZM28 190V191H27ZM92 192H88V191ZM167 190V192H166ZM219 190V191H218ZM30 191V192H29ZM166 193H165V192ZM174 191V192H173ZM214 194H212L213 192ZM216 191V192H215ZM260 191V192H259ZM240 192V193H239ZM242 192V193H241ZM244 192V193H243ZM247 192V193H246ZM258 192V193H257ZM1 195H4V193L0 192ZM85 193V194H84ZM89 193V194H88ZM175 193V194H174ZM183 195V197L180 196ZM219 193V194H218ZM52 194V195H51ZM55 194V195H54ZM92 194V195H91ZM228 194V195H227ZM263 194V195H262ZM29 195V196H28ZM31 195V197H30ZM35 195V196H34ZM54 195V196H53ZM166 195V197H165ZM177 195V197H176ZM188 195H190L191 197H187ZM235 195V196H234ZM238 195V196H237ZM246 195V196H245ZM249 195V196H248ZM260 195V196H259ZM86 196V197H84ZM175 196V197H174ZM193 196V197H192ZM214 196V197H213ZM1 197V196H0ZM30 197V198H29ZM84 197V199H83ZM165 197V198H164ZM179 197V198H178ZM263 197V198H262ZM44 198V199H43ZM178 198V199H177ZM258 198V200H257ZM42 199V200H41ZM81 199V200H80ZM83 199V200H82ZM167 199V200H166ZM176 199V200H175ZM184 199V200H182ZM188 199V200H187ZM190 199V200H189ZM193 199V200H191ZM234 199V200H233ZM236 199V200H235ZM240 199L243 201V203L240 202ZM170 200V201H169ZM173 200V202L171 201ZM175 200V201H174ZM187 200V201H185ZM224 200V201H223ZM228 200V201H226ZM233 200V201H232ZM92 201V202H89ZM180 201V202H179ZM183 201V202H182ZM185 201V202H184ZM193 201V202H192ZM236 201V202H235ZM252 201V202H251ZM60 202V203H61ZM171 202V203H170ZM208 202V203H207ZM219 202V203H218ZM230 202V204L228 203ZM240 202V203H238ZM258 202V203H257ZM260 202V203H259ZM45 203V204H43ZM174 203V204H173ZM198 203V204H197ZM238 203V204H237ZM248 203V204H247ZM262 203V204H261ZM121 204V205H120ZM177 204V205H176ZM221 204V205H220ZM223 204V205H222ZM250 204V205H249ZM44 205V206H43ZM214 205V207H213ZM225 205V206H224ZM246 205H248L246 207ZM253 205V206H252ZM260 205V206H259ZM198 206V207H197ZM220 206V207H219ZM232 206V207H231ZM217 207V208H215ZM225 207V208H224ZM236 207V208H234ZM233 208V209H232ZM248 208V209H247ZM109 209V208H108ZM107 208H105L102 213H106L108 210ZM108 211H111V210ZM218 209V210H217ZM230 209L229 212H227ZM237 209V210H235ZM239 209V210H238ZM246 211H245V210ZM9 210V211H8ZM204 210V211H203ZM226 210V213H225ZM215 211V213H214ZM218 211V212H217ZM236 211V212H235ZM242 211V212H240ZM206 212V213H205ZM224 212V213H223ZM248 212L250 214H248ZM43 213V214H42ZM212 213V214H210ZM218 213V214H217ZM243 213V214H242ZM245 213V214H244ZM197 214V215H196ZM217 214V215H215ZM229 214V215H228ZM99 215V214H97ZM126 215V216H125ZM247 215V216H246ZM249 215V216H248ZM256 215V216H255ZM37 218H36V217ZM40 216L42 218H40ZM122 216V217H121ZM197 216V217H196ZM205 216V217H204ZM226 216V218H225ZM24 217V218H22ZM26 217V218H25ZM39 217V218H38ZM45 217L48 219H45ZM128 217V218H126ZM132 217V218H130ZM192 217V218H191ZM210 217V218H209ZM235 217V218H234ZM245 217V218H243ZM14 218V219H13ZM20 218V219H19ZM130 218V219H129ZM202 218V219H201ZM207 218V220H206ZM234 218V219H232ZM249 218V219H247ZM256 218V219H255ZM26 219V220H25ZM57 219V220H56ZM129 219V220H127ZM183 219V220H182ZM204 219V220H203ZM215 219V220H214ZM236 219V221H235ZM259 219V220H257ZM18 220V221H17ZM21 220V221H20ZM30 220V221H29ZM56 223H55V221ZM124 220V221H123ZM137 223H135L136 221ZM152 220V221H151ZM182 220V221H181ZM200 220V222H198ZM203 220V221H202ZM231 220V221H230ZM250 220V221H249ZM26 221V222H25ZM58 221H60L58 223ZM130 221V222H129ZM147 221V222H146ZM181 224H180V222ZM198 223H197V222ZM202 221V222H201ZM208 221V223H206ZM226 221V222H225ZM234 222V224H232V222ZM239 221V222H238ZM255 221V222H254ZM258 221V222H257ZM41 222V223H40ZM124 222V223H122ZM195 222V223H194ZM205 222V223H204ZM229 222V223H228ZM251 222V223H250ZM263 222V223H262ZM34 223V224H33ZM154 223H156L155 225H153ZM194 223V224H193ZM236 223V224H235ZM258 224V225H255ZM25 224V225H24ZM28 224V225H27ZM53 224V225H52ZM132 224V225H131ZM208 224V225H207ZM224 224V226H223ZM249 224V225H248ZM252 224V225H251ZM262 224V225H261ZM20 225V226H19ZM41 225V226H40ZM45 225V226H44ZM48 225V226H46ZM142 225V226H141ZM149 225V226H147ZM218 225V227H217ZM246 225V226H245ZM255 225V226H254ZM144 226H146L145 230ZM239 226V227H238ZM243 226V227H242ZM258 226V227H257ZM260 226V227H259ZM36 227V228H35ZM93 229H95L93 226H90ZM149 227V229L147 228ZM155 227V228H154ZM194 227V226H193ZM203 227V228H202ZM216 227V228H215ZM33 228V229H32ZM98 230L100 229V226L96 227ZM136 228V229H135ZM138 228V229H137ZM153 228V229H152ZM159 228V229H158ZM168 230H167V229ZM171 228V229H170ZM205 228V229H204ZM228 228V229H227ZM243 228V229H242ZM40 229H42L40 231ZM84 229V228H82ZM144 229V230H142ZM158 230L157 232L154 231ZM161 229V231H160ZM164 229V230H163ZM201 229V230H200ZM211 229V230H210ZM254 229V230H253ZM261 229V230H260ZM32 230V231H31ZM134 230V231H133ZM140 230V231H139ZM142 230V231H141ZM149 230V231H148ZM205 230V231H204ZM210 230V231H209ZM229 230V231H226ZM240 230V231H239ZM244 230V231H243ZM252 230V231H251ZM43 231V232H42ZM152 231V232H151ZM160 231V232H159ZM194 231V232H193ZM197 231V232H196ZM226 231V232H225ZM233 231V232H232ZM242 231V232H241ZM52 232V231H50ZM148 232V233H147ZM215 232V234H214ZM223 234H222V233ZM229 232V233H228ZM235 232V233H234ZM250 232V233H249ZM257 232V233H256ZM156 233V235H155ZM159 233H161L160 235H158ZM178 233V234H177ZM204 233V234H203ZM217 233V234H216ZM231 233V234H230ZM246 233V234H245ZM24 234V235H23ZM148 234V235H147ZM177 234V235H176ZM182 234V235H179ZM194 234V235H193ZM209 234V235H208ZM213 234V235H212ZM223 236H221V235ZM235 234V235H234ZM98 235V236H97ZM129 235V236H128ZM132 235V238L130 237ZM143 235V236H142ZM150 235V236H149ZM191 237H189V236ZM199 236L198 239L195 236ZM219 235V236H218ZM20 236V237H19ZM38 236V237H37ZM105 236V237H104ZM109 236V237H108ZM111 236V237H110ZM128 236V238H127ZM134 236V238H133ZM159 236V237H158ZM171 236V238H170ZM211 236V237H210ZM219 238H218V237ZM221 236V237H220ZM104 237V238H103ZM117 237V238H116ZM124 237V238H123ZM136 237V239H135ZM210 237V238H209ZM225 237V238H224ZM43 238V239H42ZM106 238V239H105ZM119 238V239H118ZM131 238V239H130ZM139 238V239H138ZM162 238V239H161ZM200 238V239H199ZM212 238V239H211ZM249 238V239H248ZM113 239V240H112ZM123 239V241H121ZM183 239V240H181ZM223 239V241L221 240ZM104 240V241H103ZM145 240V241H144ZM147 240V241H146ZM155 240V241H154ZM179 240V241H177ZM194 240V242H193ZM198 240V241H197ZM208 240V241H207ZM51 241V242H50ZM57 241V242H56ZM93 241V243H92ZM96 241V242H95ZM98 241V242H97ZM115 241V242H114ZM118 241V242H117ZM131 241V242H130ZM149 241V242H148ZM158 244H157V242ZM166 241V242H165ZM170 243H169V242ZM177 241V242H176ZM182 243H181V242ZM213 241V242H212ZM59 242V243H58ZM63 242V243H62ZM117 242V243H116ZM125 242V243H124ZM156 242V243H155ZM228 242V244H227ZM234 242V243H233ZM246 242V243H245ZM39 243V244H38ZM45 245H43V244ZM50 243V244H48ZM79 243V244H78ZM85 246H84V244ZM101 243V244H100ZM107 243V244H106ZM122 243V244H120ZM140 243V244H139ZM175 245H174V244ZM180 243V244H179ZM232 243V244H231ZM249 243V244H248ZM73 244V245H72ZM75 244V245H74ZM87 244V245H86ZM91 244V245H90ZM94 246H93V245ZM106 244V245H105ZM111 244V246H110ZM119 244V245H118ZM128 244V245H127ZM138 247H137V245ZM183 244V245H182ZM193 244V245H192ZM220 244V245H219ZM236 244V245H235ZM51 245V247H50ZM53 245V246H52ZM58 245V247H57ZM61 245V247H60ZM67 245V246H66ZM69 245V247H68ZM82 245V246H81ZM100 245V246H99ZM121 245V246H120ZM188 245V247H186ZM200 245V246H199ZM230 245V247H229ZM234 245V246H232ZM249 245V247H247ZM30 246V247H29ZM40 248H39V247ZM135 246V247H134ZM242 246V247H240ZM74 247V248H72ZM99 249H98V248ZM107 249H106V248ZM111 249H110V248ZM130 247V248H129ZM143 247V248H142ZM152 247V248H150ZM180 249H179V248ZM205 247V248H204ZM207 247V248H206ZM66 248V249H65ZM84 248V249H83ZM105 248V249H104ZM109 248V250H108ZM138 248V249H137ZM154 248V249H153ZM170 248V250H169ZM178 248V249H177ZM250 248V249H249ZM254 248V249H253ZM257 248V249H256ZM30 249V250H29ZM131 249V250H130ZM134 249V250H133ZM137 249V250H136ZM173 249V250H172ZM201 251H200V250ZM208 249V250H207ZM217 251H216V250ZM233 249V251L231 250ZM260 249V250H259ZM70 252H69V251ZM96 250V251H95ZM105 250V251H104ZM121 250V251H120ZM133 250V251H132ZM191 250V251H190ZM196 250V251H194ZM249 250V251H248ZM256 250V251H255ZM38 251V252H37ZM72 251V252H71ZM76 251V254H75ZM81 251V252H80ZM84 251V252H83ZM146 251V252H145ZM151 253H148V252ZM163 251V252H162ZM170 251V252H169ZM173 251V252H172ZM190 253H189V252ZM193 251V252H192ZM211 251V252H210ZM224 251V252H223ZM227 251V252H226ZM232 251V254H231ZM67 252V253H66ZM74 252V253H73ZM80 252V253H79ZM95 252V253H94ZM105 252V253H104ZM123 252V253H122ZM133 252V254H132ZM139 252V253H138ZM141 252V253H140ZM159 252V253H158ZM161 252V253H160ZM175 252V253H174ZM187 252V253H186ZM192 252V253H191ZM229 252V253H228ZM246 252V253H245ZM39 253V254H38ZM88 253V254H87ZM93 253V254H92ZM126 253V254H124ZM184 253V254H183ZM201 253V254H200ZM206 253V254H205ZM209 253V254H208ZM214 253V254H213ZM219 253V254H218ZM242 255H241V254ZM263 256H261L260 254ZM47 254V255H46ZM50 254V255H49ZM68 254V255H67ZM86 254V255H85ZM158 254V255H157ZM164 254V255H163ZM195 254V255H194ZM224 254V255H222ZM229 254V255H228ZM249 254V255H248ZM57 255V256H56ZM75 257H74V256ZM92 255V256H91ZM120 255V256H119ZM132 255V256H131ZM136 255V256H135ZM166 255V256H165ZM174 255V256H173ZM203 255V256H202ZM210 255V257H209ZM212 255V256H211ZM240 255V256H239ZM111 256V257H110ZM146 256V257H145ZM169 256V257H168ZM195 256V257H194ZM224 256V257H222ZM227 256V258H226ZM49 257V259H48ZM57 257V258H56ZM79 257V258H78ZM137 257V258H136ZM168 257L166 260L165 258ZM180 257V258H179ZM201 257V258H200ZM215 257V258H214ZM230 257V258H229ZM254 257V258H253ZM31 258V259H30ZM43 258V259H42ZM146 258V259H145ZM158 258V260H157ZM173 258V259H172ZM199 258V259H198ZM210 258V259H209ZM223 258V259H222ZM40 259V260H39ZM143 259V260H142ZM175 259V260H174ZM191 259V260H190ZM195 259V260H194ZM228 259V260H227ZM230 259V260H229ZM232 259V260H231ZM238 260L237 262L234 260ZM44 260V261H43ZM46 260V261H45ZM131 260V261H130ZM177 260V261H176ZM192 260L194 262H192ZM212 260V261H211ZM218 260V261H217ZM222 260V262L220 261ZM224 260V261H223ZM33 261V262H32ZM39 261V262H38ZM139 261V262H138ZM166 261V263H165ZM182 261V262H181ZM217 261V262H215ZM246 261V262H245ZM255 261V262H253ZM48 262V263H47ZM160 262V263H159ZM213 262V263H212ZM233 262V263H232Z\"/></svg>","mask_w":264,"mask_h":264}]
</instances>
